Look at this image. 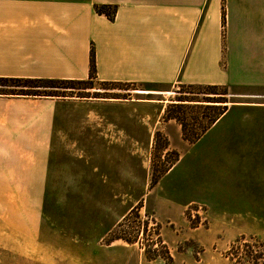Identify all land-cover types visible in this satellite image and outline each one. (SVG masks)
<instances>
[{"label":"rangeland","instance_id":"1","mask_svg":"<svg viewBox=\"0 0 264 264\" xmlns=\"http://www.w3.org/2000/svg\"><path fill=\"white\" fill-rule=\"evenodd\" d=\"M229 10L223 35L233 12L248 46L264 43L261 10L245 2L241 25ZM72 86L40 97L56 100L47 178L7 188L0 264H264V191L254 192L264 190V95L182 84L145 93L96 78ZM180 95L233 107L203 130L215 110L187 103L191 141L165 117Z\"/></svg>","mask_w":264,"mask_h":264},{"label":"crops","instance_id":"2","mask_svg":"<svg viewBox=\"0 0 264 264\" xmlns=\"http://www.w3.org/2000/svg\"><path fill=\"white\" fill-rule=\"evenodd\" d=\"M228 2L237 25L245 2L258 11L264 4V0H0V76L88 79L93 48L96 79L102 82L141 83L150 90L137 91L145 93L198 84L228 86L239 96H262L264 43L248 46L241 29H232L233 12L223 35ZM98 5L115 6L114 17L99 13ZM262 19L261 10L254 32L264 35ZM55 109L56 100L48 98L0 96V218H6L8 187L45 185ZM244 187L245 194L252 193Z\"/></svg>","mask_w":264,"mask_h":264},{"label":"trees","instance_id":"3","mask_svg":"<svg viewBox=\"0 0 264 264\" xmlns=\"http://www.w3.org/2000/svg\"><path fill=\"white\" fill-rule=\"evenodd\" d=\"M96 10L99 13H105L110 18H113L112 11L115 13L116 7L111 5H98L96 6ZM225 19V16H224ZM96 60H95V52L94 49H91V57H90V74L88 79H68V78H50V77H18V76H0V96H32V97H49V96H68L64 94L66 89H75V86H72L76 83H88L93 81L96 78ZM68 85V86H67ZM183 86H209V87H218L217 85H196V84H182ZM63 92V94H60ZM84 96V95H82ZM221 100H214L213 97L208 96L205 100H197L194 98H187L186 96L180 95L174 102L170 103L166 108V118L167 119H175L178 123L181 124L184 137L191 141H196L198 139V135H188L187 131V123L186 118L184 117V112L181 110L186 107L187 103L191 102H199L206 104L205 108L214 109L215 114L209 116V120L207 125L202 127L203 130L207 129L212 123H214L217 119L223 115L228 109L227 104L224 103L227 100L224 97H221ZM212 102V103H211ZM208 103V104H207ZM174 108L175 110H170ZM245 247L243 250L246 253H249L248 248L250 245L244 244ZM242 247L240 246V249ZM263 257V256H262Z\"/></svg>","mask_w":264,"mask_h":264},{"label":"bare ground","instance_id":"4","mask_svg":"<svg viewBox=\"0 0 264 264\" xmlns=\"http://www.w3.org/2000/svg\"><path fill=\"white\" fill-rule=\"evenodd\" d=\"M137 92H139V91H137Z\"/></svg>","mask_w":264,"mask_h":264}]
</instances>
